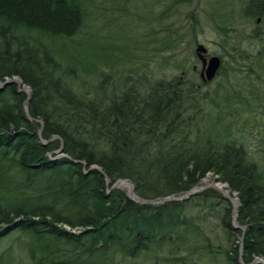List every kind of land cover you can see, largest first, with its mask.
I'll use <instances>...</instances> for the list:
<instances>
[{
  "label": "trees",
  "instance_id": "obj_1",
  "mask_svg": "<svg viewBox=\"0 0 264 264\" xmlns=\"http://www.w3.org/2000/svg\"><path fill=\"white\" fill-rule=\"evenodd\" d=\"M132 1L0 0V81L17 78L31 89L25 112L26 94L16 84L0 86V242L10 239L0 243V264H193L207 248L199 214L188 215L186 203H133L108 191L106 178H128L139 196L157 199L179 195L209 173L237 193V221L246 225L242 263L264 258V187L232 133L237 107L253 93L222 65L215 78L223 75L224 84L210 99L197 85L215 78L202 82L192 70L149 86L145 77L127 75L108 90L103 80L112 75L105 73L120 74L132 56L172 51L167 21L192 2L148 0L135 8L151 28L135 36L133 49L112 41L115 31L127 34L110 15L107 36H83L92 16L115 11L124 20ZM223 2L211 3L210 21L232 53L242 52L240 41L229 43L236 22H259L245 37L262 41L253 65L264 73V0ZM60 147L66 157L55 159ZM210 193L199 198L233 234L229 201ZM239 249L226 251L230 260Z\"/></svg>",
  "mask_w": 264,
  "mask_h": 264
},
{
  "label": "rangeland",
  "instance_id": "obj_2",
  "mask_svg": "<svg viewBox=\"0 0 264 264\" xmlns=\"http://www.w3.org/2000/svg\"><path fill=\"white\" fill-rule=\"evenodd\" d=\"M191 1L192 2L190 6L187 5L181 9L180 15L175 18L168 19L167 21V26L169 28V39L175 41V47L172 49V51L168 49L161 58L157 55L158 52L153 53L151 50L145 49L144 57L141 56L140 61L138 56H132L130 63L127 64L129 66L125 65L122 67L123 72L120 74L115 72H106L105 74L112 76L103 81L108 86V90H112L114 88L118 89L117 85L120 86L125 81H127V75H132L135 77L140 75L145 77L146 84L149 86L158 79L171 80L175 77H181L184 75V72L189 73L191 70L195 72V77L198 80L201 66L195 54L197 45L201 44L207 49V57L220 56L222 59L221 65L224 67L222 72H233L235 78L241 79L243 81L244 88L247 90V92L253 93V98L250 101H247L242 107H237L236 111L238 112L237 115L239 116L234 118L236 126L234 127L232 133L236 144L241 145L246 153V162L255 169L256 175L262 187H264V73L257 66L253 65V63L256 62L253 59V56L256 54L257 50L262 47V41L259 42L257 40H250L245 37L250 31L256 28L259 22H256L257 24L254 21L246 22L245 19H241L236 22L237 29L230 35L234 38V41L229 43L240 41L242 52L232 53L230 51V45H226L222 37L219 35L218 30L210 21L209 15V6L211 3H224V0ZM129 3V5L125 6L128 8V12L124 14V20H122L121 17H118L119 12L115 11L108 12L107 14L104 12L100 15L92 16L93 24L91 23L89 26L87 24V28H85L82 32L83 36H88L89 34L92 35L95 33H99V36H107L108 34L106 33V25L103 22L105 17L110 15L114 17V25L116 21L119 20V25L117 24V26H119L121 32L124 31L127 34V38H125L123 34L120 38L119 31H115V35L113 33L111 34L112 41H116L115 43L121 44V42H125L124 40H126V44H128L129 48L133 49V42L134 39H136L135 36H142L148 32L151 28V21L147 20V18L143 16H140L141 14L135 12V10L138 8L140 9L143 4H147L148 0H138L136 2L132 1ZM156 11L158 12V9ZM155 32L158 35L160 34L159 27H156ZM56 44H60V42ZM239 56H241V58H239ZM118 77L123 78V80H121V84H119V80H117ZM221 83L224 84L223 75H218L211 83L202 87H198L197 85V88L201 93L207 95L210 99L215 96V91L218 89ZM21 88L25 90L26 96H28L27 93L31 95V89L29 87L23 86ZM119 92H121L120 89ZM256 98H258L257 101L255 100ZM205 107H207V105H203V108ZM233 117V114L228 115L229 119H233ZM38 123L41 124L40 122ZM52 139H57V137H53L51 140ZM58 150L54 151V155H52L56 159H59L57 154ZM92 167L97 168L96 166ZM119 182L131 184L133 186L134 195L142 198L135 192L134 182L128 178H122L114 183H109L106 185L107 190L110 191L112 189H116L125 193L127 197H130L131 195L129 192L126 189H122V187L119 185ZM193 190L200 191L190 196L187 200H183V197L186 196V193ZM205 191H210V194L219 193L221 196L224 195L229 197V200H227L231 206V229H233V221L237 226H239L238 229H233V234L229 233L228 229L222 225L220 218L209 214L207 205L203 204L199 198V195ZM169 197L172 198V200L169 202H164V199L168 197L142 199L151 201V204L148 206L153 207L171 202L183 204L186 203V213L188 215L199 214L202 217L201 221L199 222L201 234L200 239L204 240L207 248L203 247L204 251L200 256L195 257L193 264H238L239 260L242 262V249L240 245L242 244V234L246 230V225H239L237 221V209L239 207L237 193H231L228 190V185L219 180V176L209 173L193 188L186 190L179 195ZM224 198L226 199V197ZM234 215L235 217L233 219ZM63 228L72 232L73 234L79 233L77 230H69V228L66 226H63ZM238 231L241 233L239 232V234H235ZM1 241V245L6 247L9 245L10 239L5 237ZM237 245H239L240 249L239 256L237 255V261L235 262L229 258L232 254L228 256L226 251L232 246ZM257 259L264 261V258ZM137 264H149V262H147L146 258H143L142 260L140 259L139 263ZM159 264L168 263L165 261H159ZM178 264H182L181 261H179ZM183 264L191 263L189 260H187L183 262Z\"/></svg>",
  "mask_w": 264,
  "mask_h": 264
},
{
  "label": "water",
  "instance_id": "obj_3",
  "mask_svg": "<svg viewBox=\"0 0 264 264\" xmlns=\"http://www.w3.org/2000/svg\"><path fill=\"white\" fill-rule=\"evenodd\" d=\"M195 54H196L198 60L201 62V78H202V81L203 82L212 81L215 78V76H216V74H217V72L221 66L220 58L218 56H211L209 58H206L207 49L201 44L197 45L196 50H195ZM16 79L17 78H13V79H9V80L6 79L4 82L1 83V86L3 87V86L8 85V84H16L18 87V90L20 92L26 93L25 90L23 88H21V86L23 87L22 82L20 80H18V79L16 80ZM27 95H28L27 100L25 101L24 106H23V109L25 112H27V104H28V101L30 99V94L27 93ZM39 133H40V131H39ZM42 144L45 145V144H47V142H42ZM57 154H58V158L66 157L62 153V147L59 148ZM91 169H97V168L91 167ZM109 183H110V181L106 178V185H108ZM129 185L131 186L132 195L134 197V198H132L131 196L128 197L130 201H132L136 204H140V205H150L151 204V201L144 200V199L139 198L136 195H134L133 186L131 184H129ZM199 191L200 190L189 191L188 193H186V196L183 197V200L184 199L187 200L190 196L194 195L195 193H198ZM224 197H226V199L229 200V197H227V196H224ZM171 200H172V198L168 197V198L164 199V202H169ZM234 217H235V215L233 216V219H234ZM232 224H233L232 225L233 229L239 228V226H237L234 221ZM238 264H243V263L239 260ZM249 264H260L259 259L256 258L252 263H249Z\"/></svg>",
  "mask_w": 264,
  "mask_h": 264
},
{
  "label": "bare ground",
  "instance_id": "obj_4",
  "mask_svg": "<svg viewBox=\"0 0 264 264\" xmlns=\"http://www.w3.org/2000/svg\"><path fill=\"white\" fill-rule=\"evenodd\" d=\"M22 87V86H21ZM120 184V186L122 187V189H126L128 192H129V194L131 195V197L132 198H134L133 197V195H132V191H131V186L128 184V183H124V182H119ZM205 184V183H204ZM218 187V186H217ZM220 187V186H219ZM221 190V189H220ZM135 200V199H134ZM235 202V201H234ZM235 204V203H234ZM259 263L260 264H264V261L263 260H259Z\"/></svg>",
  "mask_w": 264,
  "mask_h": 264
},
{
  "label": "flooded vegetation",
  "instance_id": "obj_5",
  "mask_svg": "<svg viewBox=\"0 0 264 264\" xmlns=\"http://www.w3.org/2000/svg\"><path fill=\"white\" fill-rule=\"evenodd\" d=\"M206 58H209L206 56ZM200 62V61H199ZM200 66H201V62H200ZM199 77H200V80L202 81V78H201V69H200V72H199ZM203 82V81H202Z\"/></svg>",
  "mask_w": 264,
  "mask_h": 264
}]
</instances>
